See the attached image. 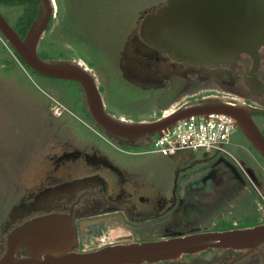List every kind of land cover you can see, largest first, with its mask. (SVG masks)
Listing matches in <instances>:
<instances>
[{
  "label": "flooded vegetation",
  "instance_id": "flooded-vegetation-1",
  "mask_svg": "<svg viewBox=\"0 0 264 264\" xmlns=\"http://www.w3.org/2000/svg\"><path fill=\"white\" fill-rule=\"evenodd\" d=\"M167 2L160 0L142 9L145 13L136 20L128 45L121 50L125 78L152 88L140 83L144 76L139 69H148L155 81L153 88L165 86L160 94L164 96L173 90V74L185 81L178 94L191 91L195 84L204 86L206 91L218 92L191 104L228 102L264 109V44L259 50L260 61L255 71V60L248 53H242L241 59L228 64L191 66L160 50L149 57L134 52L135 39L144 41L141 35L144 16ZM63 107L66 109V105ZM106 110L115 116L107 107ZM57 112L62 115L64 109ZM257 116L264 117V113L255 114V121ZM89 118L94 123L93 130L115 149L110 151L94 141L89 142L87 148H80L68 140L59 153L52 154L53 167L43 173L36 185L28 188L2 223L0 257L6 252L9 236L17 227L49 214L71 217L76 226L77 250L85 242L95 244L86 249L93 250L115 242L160 239L193 231H221L264 223V157L255 147L257 168H246V160L241 155L239 158L234 153L230 157L205 151L200 161H183L166 186L148 184L133 179L136 173L123 164V152L143 153L124 147H138L140 140L111 134L96 123L92 114ZM256 123L264 133V123ZM237 143L246 147L244 138ZM110 237L114 239L108 240ZM17 253L27 254L26 246L21 245ZM137 264H264V243L257 248L212 247L176 258Z\"/></svg>",
  "mask_w": 264,
  "mask_h": 264
},
{
  "label": "rangeland",
  "instance_id": "rangeland-1",
  "mask_svg": "<svg viewBox=\"0 0 264 264\" xmlns=\"http://www.w3.org/2000/svg\"><path fill=\"white\" fill-rule=\"evenodd\" d=\"M159 1L52 0L53 12L39 42V54L49 61H71L86 67L95 76L108 110L116 117L134 122L159 119L205 95L217 94L196 84L191 91L178 94L185 81L171 74L173 90L160 96L165 86L153 88L155 81L148 69H139L144 76L140 83L153 89L125 78L121 50L128 45L136 20L145 13L142 9ZM4 8L15 21L16 7L4 5ZM44 12L42 3L39 22ZM84 104L87 105L85 91L77 81L31 71L0 33V231L12 206L53 167L51 155L67 146L66 141L71 140L80 148H87L94 141L110 151L115 149L93 130L94 123ZM62 109L63 114L57 115ZM256 121L263 125L264 117L257 116ZM241 138L245 139L246 147L237 143ZM143 143L146 141L140 142ZM124 147L143 152H123V164L137 175L133 179L163 186L174 179L183 161H200L206 151L182 150L166 156L144 152L148 146ZM226 147L246 160V168H257L254 156L258 151L242 130L234 128ZM92 246L95 244L85 242L78 250Z\"/></svg>",
  "mask_w": 264,
  "mask_h": 264
},
{
  "label": "water",
  "instance_id": "water-1",
  "mask_svg": "<svg viewBox=\"0 0 264 264\" xmlns=\"http://www.w3.org/2000/svg\"><path fill=\"white\" fill-rule=\"evenodd\" d=\"M45 12L22 37L0 9V32L34 70L53 78L79 82L96 123L116 136L137 140L150 138L192 114L221 112L232 116L264 157V133L254 119L264 109H250L228 102L188 104L153 121L127 122L107 112L95 76L71 61H49L39 54V42L52 12V0H40ZM143 40L135 39L134 52L152 56L159 50L188 65L228 64L248 53L260 61L264 44V0H168L147 13L141 24ZM247 81H249L247 76ZM250 84V83H249ZM76 226L66 214L36 217L17 227L9 236L0 264H128L176 258L212 247L257 248L264 243V223L254 226L193 231L160 239L115 242L93 250H77ZM21 245L27 254L18 255Z\"/></svg>",
  "mask_w": 264,
  "mask_h": 264
},
{
  "label": "built area",
  "instance_id": "built-area-1",
  "mask_svg": "<svg viewBox=\"0 0 264 264\" xmlns=\"http://www.w3.org/2000/svg\"><path fill=\"white\" fill-rule=\"evenodd\" d=\"M235 127V119L225 113L192 114L148 138L150 144L144 152L170 156L182 150L204 149L231 157L233 153L226 144Z\"/></svg>",
  "mask_w": 264,
  "mask_h": 264
},
{
  "label": "trees",
  "instance_id": "trees-1",
  "mask_svg": "<svg viewBox=\"0 0 264 264\" xmlns=\"http://www.w3.org/2000/svg\"><path fill=\"white\" fill-rule=\"evenodd\" d=\"M4 5H10L11 8H15L16 7V9L18 10V15H17V19L15 21H13L12 19L9 18L8 13H7V11L4 8ZM41 5H42V2L40 0H0V9L7 16V18H9L10 22L17 29V31L21 34L22 37L26 36V34L29 31L30 27L32 26L34 21L39 16V13H40V10H41ZM15 52L20 57V55L18 54V52L16 50H15ZM42 57L44 59H46V57H44V56H42ZM22 61L25 63V65L31 71L38 72V71L34 70L33 68H31L23 59H22ZM84 107H85V110H86L87 114L91 116V112L89 111L87 105H85ZM138 140H140V142H142L144 140L146 141V143L140 144L143 147H147L149 145L150 139H148V138H141V139H138Z\"/></svg>",
  "mask_w": 264,
  "mask_h": 264
}]
</instances>
